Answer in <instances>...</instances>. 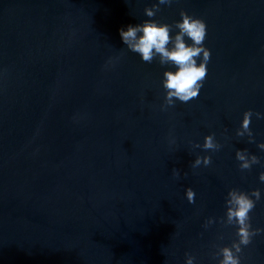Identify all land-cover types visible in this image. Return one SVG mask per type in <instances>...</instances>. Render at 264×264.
<instances>
[{
	"label": "water",
	"instance_id": "1",
	"mask_svg": "<svg viewBox=\"0 0 264 264\" xmlns=\"http://www.w3.org/2000/svg\"><path fill=\"white\" fill-rule=\"evenodd\" d=\"M155 2L0 0V264H217L237 238L220 219L231 187L261 189L264 228V0H173L147 17ZM182 8L206 21L208 71L197 97L161 107L172 65L119 28ZM248 108L252 141L236 134ZM209 132L221 147L195 148ZM237 147L259 162L241 169ZM242 247L241 264H264V231Z\"/></svg>",
	"mask_w": 264,
	"mask_h": 264
},
{
	"label": "clouds",
	"instance_id": "2",
	"mask_svg": "<svg viewBox=\"0 0 264 264\" xmlns=\"http://www.w3.org/2000/svg\"><path fill=\"white\" fill-rule=\"evenodd\" d=\"M173 0H158L145 6L147 17H154L161 5H170ZM180 19L173 23L158 19L146 18L142 22L129 23L119 28L120 37L128 49L139 53L142 60L152 62L158 59L162 65H172L163 71L162 84L165 89L164 103L161 107L174 105L176 100L187 102L197 97L203 86L208 71V61L211 49L204 43L206 38V21L199 15L192 14L186 9H181ZM173 28L177 29L173 32ZM109 58V63H113ZM107 66V65H106ZM175 98V99H174ZM253 109L248 108L243 112L240 126L236 129L238 136H245L249 141L255 140L250 122ZM257 117H264V113L256 111ZM174 139V138H173ZM259 148L264 149V140L257 142ZM195 148L216 150L221 147L220 141L214 132L204 135L203 142L194 141ZM236 158L240 161L241 169L251 168L260 157L247 148H236ZM212 156L209 152L199 153L192 160V167L201 164L209 165ZM176 176L180 169L174 168ZM260 180L264 181V171L259 173ZM186 196L189 202L195 201V190L188 186ZM261 199V189L253 188L250 191L239 187L229 188L225 197V213L220 219L226 224L235 225L236 239L230 244H222L219 248L217 264H241V255L244 245L251 242L256 233L264 231L262 227H253L250 212L255 207L257 200ZM216 218L208 217L206 221L214 222ZM186 264H195L192 256L186 257Z\"/></svg>",
	"mask_w": 264,
	"mask_h": 264
}]
</instances>
